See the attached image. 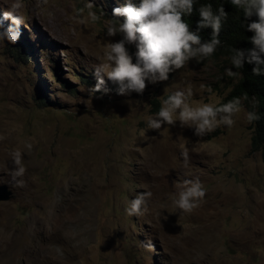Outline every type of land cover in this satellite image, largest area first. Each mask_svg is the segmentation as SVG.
Segmentation results:
<instances>
[{"label": "rangeland", "instance_id": "1", "mask_svg": "<svg viewBox=\"0 0 264 264\" xmlns=\"http://www.w3.org/2000/svg\"><path fill=\"white\" fill-rule=\"evenodd\" d=\"M14 2L0 0V14ZM124 2L22 0V34L0 43V184L13 191L0 201V264H264V155L243 99L234 126L204 137L179 121L148 129L153 101L189 86L193 107L233 101L229 62L194 59L142 95L91 91L108 43L122 39L107 29L123 23L112 10ZM16 150L23 187L10 175ZM194 178L206 196L189 215L173 201ZM142 192L147 212L129 216Z\"/></svg>", "mask_w": 264, "mask_h": 264}, {"label": "clouds", "instance_id": "2", "mask_svg": "<svg viewBox=\"0 0 264 264\" xmlns=\"http://www.w3.org/2000/svg\"><path fill=\"white\" fill-rule=\"evenodd\" d=\"M139 1L133 4L131 0H127L123 6L113 8L112 15L120 17L123 23H119L118 26L110 25L107 35L112 37L120 34L122 39L108 43L105 63L99 65L93 73L96 83L92 86V92L107 95L115 91L118 96H130L135 92L142 95L148 84L155 85L167 81L171 73L185 67L190 61L196 59L200 62L211 57L220 45L218 36L222 21L228 15L224 7L221 6L217 13H214L210 4L202 5L199 8L200 19L193 31L184 17L192 15L196 0ZM138 2L139 6H136ZM230 2L243 10L245 28L252 33L250 37L252 48H234L232 65L239 69L243 68L245 63L251 64L254 75H264V0ZM41 3L46 4L47 0H41ZM22 7V0H16L9 11L0 14V43L7 40L14 44L18 41L22 34L21 25L24 18L17 12ZM90 15L93 21L98 19L95 13ZM48 16L52 17L53 13L48 12ZM253 16L256 17L255 20L251 19ZM5 20L9 21L7 28L4 25ZM208 27L212 30V38L202 42L200 31ZM126 45L135 46L136 50L132 49L135 51L134 56ZM226 72L230 76L238 75L231 68L226 69ZM105 77L107 82L116 85L115 89L108 88ZM192 95L191 86L187 92L176 91L167 95L168 98H165L156 116L148 120V129L160 130L162 125L172 126L179 121L181 127L193 128L194 135L204 137L220 126H234V116L241 107L238 98L218 107L210 104L193 107L189 103ZM259 119L260 116L256 112L247 114L249 123ZM3 139L5 137L0 136V140ZM26 147L31 150L32 144L28 143ZM181 156L187 164L189 154L186 149L181 152ZM12 160L16 167L10 173L11 178L16 186L23 187L25 182L22 177L26 171L22 166L23 153L16 150L12 153ZM151 196V192L138 193L132 199L130 207L126 209L127 214L143 216L148 210L147 203ZM205 196L206 190L199 178L185 179L178 192V198L173 203L178 210L190 215L201 206ZM145 246L153 247L150 242Z\"/></svg>", "mask_w": 264, "mask_h": 264}, {"label": "trees", "instance_id": "3", "mask_svg": "<svg viewBox=\"0 0 264 264\" xmlns=\"http://www.w3.org/2000/svg\"><path fill=\"white\" fill-rule=\"evenodd\" d=\"M140 2V1H139ZM139 2L136 6H139ZM210 4L214 13H217L218 9L222 6L228 13L227 18L222 21V28L220 30L218 39L220 45L217 47L215 53L206 59L196 62L198 64H206L209 61L225 60L229 62L232 68L239 74L238 80L233 85L228 98L237 99L242 98L245 102L246 108L249 112H256L259 114L260 119L255 123V135L253 139L258 144H261L262 153L264 155V75H254L252 73L253 65L245 63L243 68H235L232 65L231 57L235 54L233 49H249L252 48L250 43V37L252 33L245 28L244 13L243 10L235 7L231 4L230 0H196L195 9L191 16H185L184 20L189 24L190 28L195 31L196 22L200 19L199 8L202 5ZM124 18V17H123ZM125 19V18H124ZM255 20L256 17L251 18ZM200 35L203 41H209L212 38V30L210 27L202 29ZM130 53L135 51L130 49ZM31 54H26L30 56ZM116 85H111V88L115 89ZM164 98H168L167 96ZM43 101V100H42ZM157 106L158 111L160 105L157 100L153 101ZM225 104V100L218 103L216 106H222Z\"/></svg>", "mask_w": 264, "mask_h": 264}, {"label": "water", "instance_id": "4", "mask_svg": "<svg viewBox=\"0 0 264 264\" xmlns=\"http://www.w3.org/2000/svg\"><path fill=\"white\" fill-rule=\"evenodd\" d=\"M12 193V189L7 184H0V201H6L10 199Z\"/></svg>", "mask_w": 264, "mask_h": 264}]
</instances>
